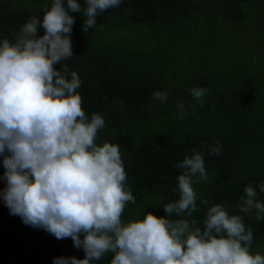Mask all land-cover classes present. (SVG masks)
I'll return each mask as SVG.
<instances>
[{
    "label": "clouds",
    "instance_id": "clouds-1",
    "mask_svg": "<svg viewBox=\"0 0 264 264\" xmlns=\"http://www.w3.org/2000/svg\"><path fill=\"white\" fill-rule=\"evenodd\" d=\"M121 2L85 0L82 30L95 28L96 16ZM42 12V20L31 16L21 26L14 42H0V155L6 180L2 197L10 214L58 240L70 237L84 251L83 259L61 256L53 264H92L109 252L111 264H264V255L250 251L253 229L240 214H229L230 205L202 199L203 230L195 220L168 218L173 213L191 217L198 210L193 185L208 174L204 154L195 148L176 165L183 170L176 177L179 196L164 205L166 215L146 212L142 219L122 221L135 198L126 184L120 145L95 143L105 120L99 113L86 115L77 91L80 76L64 63L74 56L69 13L81 12V5L67 0L65 7L63 0H53ZM41 27L44 34L37 36ZM189 91L202 104L208 87ZM152 98L163 102L167 93L154 92ZM178 108L183 114L185 106ZM222 151L220 143L208 148L209 155ZM244 193L239 213L254 212L264 220V200L258 198L264 183L257 191L250 182Z\"/></svg>",
    "mask_w": 264,
    "mask_h": 264
},
{
    "label": "trees",
    "instance_id": "trees-1",
    "mask_svg": "<svg viewBox=\"0 0 264 264\" xmlns=\"http://www.w3.org/2000/svg\"><path fill=\"white\" fill-rule=\"evenodd\" d=\"M52 2L0 0V42L4 39L14 42L21 26L31 16L42 20V9L50 8ZM63 2L67 7V0ZM77 2L81 5V12H70L71 16L76 13L84 15L85 0ZM203 16L219 25L223 24L220 20L226 17L232 27H239L249 34L232 35L234 64L237 67L241 65L242 69L233 73L231 83L240 87L242 91L236 87L233 91L242 92L243 99L247 88L256 84V93L262 101L260 96L251 95L252 92L245 93L253 96L255 105L250 106L247 113H242L238 111L241 97L233 100L227 121L230 118L242 120L241 117L257 121L252 136L255 141L260 131L264 130V0H122L118 7L105 10L95 19L98 24L110 21L121 25L126 21L145 28L159 20L179 24L185 18L196 21ZM79 31L72 27L70 38L74 56L64 63L69 71H76L80 76L82 83L77 91L82 97L86 115L91 119L93 114L99 113L105 120V127L98 130L95 143L98 146L104 142L120 145L127 174L126 184L135 198L134 204L127 203L122 221L127 223L142 219L146 212H152L157 217L165 216L164 205L174 202L179 196L176 177L183 170L177 169L176 165L185 156H191L189 149L195 148L203 152L206 172L214 179L210 181L208 176L207 180L193 185L197 192L198 210L191 217L186 213L181 216L173 213L168 218L195 220V226L203 230L206 209L200 201L206 199L210 205H230L227 209L229 214H240L246 227L251 226L254 235L264 237V220H257L254 212L251 215L239 213L237 207L240 197L245 195L244 188L250 182L257 187V191L258 185L264 183V151L246 153L237 151L234 146L239 139L246 141L249 137L247 127L239 123L238 126L233 123L228 126V122L225 125L223 120L214 123L209 128L220 132L224 138L213 143L211 135L215 133L203 138L200 125H194L196 116L187 107L181 113L182 117L170 116L156 124L157 113L170 114V99L163 102L153 99L154 84L144 83L145 73L132 71V61L117 59L111 56L110 51L93 54L92 49L95 48ZM255 33L263 35H253ZM43 34L41 27L37 36ZM75 35L79 36L77 44ZM247 56L256 60L245 68ZM60 66L55 65L57 69ZM212 100L215 101V98ZM225 110L227 112V107ZM200 122L203 124L206 119ZM217 143L222 144L223 151L218 156L209 155V146ZM4 172L3 155H0V264H53V259L61 256L83 259V249L74 247L70 237L58 240L44 229L26 225L20 216L10 214L2 197L6 187ZM258 198L264 200V194ZM112 258L113 253L109 252L92 264H111Z\"/></svg>",
    "mask_w": 264,
    "mask_h": 264
},
{
    "label": "rangeland",
    "instance_id": "rangeland-1",
    "mask_svg": "<svg viewBox=\"0 0 264 264\" xmlns=\"http://www.w3.org/2000/svg\"><path fill=\"white\" fill-rule=\"evenodd\" d=\"M74 17V27L76 31H82L95 48L93 54L107 53L117 59H127L133 63L130 65L136 74L145 73L144 83L154 84V92L167 93L170 99L169 115L159 112L155 115V123L172 116L182 117L178 104H183L189 108L196 118L194 125H200L203 138L211 133L212 142L224 138L220 132L214 131L212 124H218L223 120L228 126L242 124L247 127L249 137L239 139L235 144L237 151L252 153L259 150L264 151V130L260 131L254 141L253 131L257 121L241 117L242 120L230 118L227 121L229 107L232 101L243 96L242 92H234L236 87H240L232 82L234 72L242 69V66L234 64L232 47V35H249L239 27H232L230 21L224 17L222 25L216 24L200 17L196 21L185 18L179 24H172L170 21L159 20L157 23L145 28H138L134 24L123 21L121 25H116L110 21L103 24H96L95 28H89L84 32L83 24L86 17L81 13H76ZM219 21V22H220ZM79 31V32H80ZM253 35H263L255 33ZM75 43L77 44V35ZM92 48V47H91ZM238 54V53H236ZM256 59L246 57L245 68L251 65ZM90 68L91 65L87 63ZM244 78H247L245 73ZM141 77V81H142ZM205 81V83H204ZM137 82V81H136ZM248 83V80H247ZM208 87V91L202 98L203 103L198 102L190 93L193 87ZM256 84L250 85L240 98L241 107L238 111L248 112L250 106H254L253 96H260L256 93ZM252 92L251 96L250 93ZM151 94V96H152ZM251 96V97H250ZM215 98V101L212 99ZM175 101V104L173 103ZM260 101L262 98L260 96ZM227 107V112L225 110ZM257 114V113H255ZM202 124L201 120H205ZM202 124V125H201ZM242 132V131H241ZM219 134V135H217ZM256 163V160H253ZM209 176V175H208ZM210 181L213 177L209 176ZM254 255L259 252L264 255V237L254 235V240L250 249Z\"/></svg>",
    "mask_w": 264,
    "mask_h": 264
}]
</instances>
